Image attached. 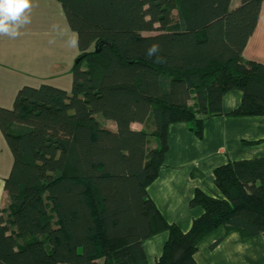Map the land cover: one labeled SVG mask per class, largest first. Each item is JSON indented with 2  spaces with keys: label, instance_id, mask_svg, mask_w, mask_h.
Returning a JSON list of instances; mask_svg holds the SVG:
<instances>
[{
  "label": "trees",
  "instance_id": "16d2710c",
  "mask_svg": "<svg viewBox=\"0 0 264 264\" xmlns=\"http://www.w3.org/2000/svg\"><path fill=\"white\" fill-rule=\"evenodd\" d=\"M57 1L79 60L69 92L23 85L0 107L13 156L0 264H149L142 240L160 231L168 237L155 264H197L199 241L218 227L264 235V157L216 167L219 195L194 191L190 205L203 213L186 232L146 192L170 124L201 138L232 89L241 102L229 115L264 116V63L242 57L264 0ZM153 44L159 51L149 56Z\"/></svg>",
  "mask_w": 264,
  "mask_h": 264
},
{
  "label": "crops",
  "instance_id": "0c3cea01",
  "mask_svg": "<svg viewBox=\"0 0 264 264\" xmlns=\"http://www.w3.org/2000/svg\"><path fill=\"white\" fill-rule=\"evenodd\" d=\"M237 1L232 0L231 7ZM32 4L31 23L20 29L21 34L14 39L0 36V107H11L23 85L37 86L58 73L68 77V81L72 78L71 62L78 50L69 44L75 32L69 27L61 4L57 0H32ZM242 57L264 63V2ZM240 102L239 90L227 91L222 97V114L205 120L201 138L184 122L168 126L163 164L146 192L162 217L184 232L203 213L200 206L190 205L194 191L219 195L213 174L216 167L229 161L264 157V116L229 115ZM109 123L106 126L114 129ZM131 127L139 130L142 125L132 123ZM12 162V153L0 130V210L9 204L4 179ZM167 237V231H160L142 240L149 264L159 259ZM194 260L197 264H264V235L248 237L235 230L226 233L224 227H218L199 241Z\"/></svg>",
  "mask_w": 264,
  "mask_h": 264
},
{
  "label": "clouds",
  "instance_id": "9594fccd",
  "mask_svg": "<svg viewBox=\"0 0 264 264\" xmlns=\"http://www.w3.org/2000/svg\"><path fill=\"white\" fill-rule=\"evenodd\" d=\"M32 0H0V36L18 37L20 29L31 23ZM69 44L75 47L78 44V35L73 33ZM159 51V46L153 44L148 49L152 56Z\"/></svg>",
  "mask_w": 264,
  "mask_h": 264
},
{
  "label": "rangeland",
  "instance_id": "374dc122",
  "mask_svg": "<svg viewBox=\"0 0 264 264\" xmlns=\"http://www.w3.org/2000/svg\"><path fill=\"white\" fill-rule=\"evenodd\" d=\"M171 16H172V19H173V21H174V19H175V14H176V12H175V10H172L171 11ZM150 33H153V32H150ZM146 34H148V33H146ZM66 38H68V36H66ZM68 46V45H67ZM76 50H78L77 49V45H76ZM77 54V53H76ZM78 58V56L76 55L74 58H73V60H72V62H71V64L73 65V62H75V60ZM59 74V73H58ZM58 74H56L57 76H54V77H50V78H48V79H45L47 82H45V83H51V84H56V85H60V86H62V87H64V89L65 90H67V92H69L70 91V89H71V85H72V78L71 77H69L70 79H69V81H68V77H66L64 74H61V75H58ZM70 74H72V73H70ZM61 76H63V77H61ZM96 118L99 120V121H101V122H106L107 120H105L104 118H103V116H101L100 114H97L96 115ZM107 124L109 125L110 123L109 122H107Z\"/></svg>",
  "mask_w": 264,
  "mask_h": 264
},
{
  "label": "water",
  "instance_id": "95a60500",
  "mask_svg": "<svg viewBox=\"0 0 264 264\" xmlns=\"http://www.w3.org/2000/svg\"><path fill=\"white\" fill-rule=\"evenodd\" d=\"M79 60V58H77L76 60H75V62H77Z\"/></svg>",
  "mask_w": 264,
  "mask_h": 264
}]
</instances>
